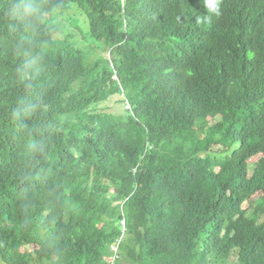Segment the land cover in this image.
Returning <instances> with one entry per match:
<instances>
[{"label": "trees", "instance_id": "16d2710c", "mask_svg": "<svg viewBox=\"0 0 264 264\" xmlns=\"http://www.w3.org/2000/svg\"><path fill=\"white\" fill-rule=\"evenodd\" d=\"M126 263L264 264V0H0V264Z\"/></svg>", "mask_w": 264, "mask_h": 264}, {"label": "rangeland", "instance_id": "374dc122", "mask_svg": "<svg viewBox=\"0 0 264 264\" xmlns=\"http://www.w3.org/2000/svg\"><path fill=\"white\" fill-rule=\"evenodd\" d=\"M71 17H74V18H78L79 19V21H82V18L80 17V15L78 14V12L77 11H75V10H72V12H71V15H70V18ZM71 21V20H70ZM60 24L62 25V26H64L65 27V30H66V33L68 34V35H72V36H75V37H77L78 38V40H80L81 41V39H82V35H81V32H80V30H79V28H77L75 25H72L71 23H69L66 19L63 21V22H60ZM81 24H83L82 22H81ZM77 48H80V49H85V48H90L91 49V51H93V48L94 47H85V44H79L78 43V46H77ZM96 55H92L89 59H90V62L93 60V57H95ZM115 78V77H114ZM118 99H122V100H125V95H120V96H118V97H115L111 102H108V104L107 105H105L106 106V108H107V110H112V111H119L122 107L124 108V109H126V103H119L118 102ZM131 107V106H130ZM203 125V124H202ZM201 125V126H202ZM205 153H210V151H207V152H205ZM258 157L259 156H257V157H255V158H253L252 160H250V162L253 164L254 162H255V160H257L258 159ZM217 169V168H216ZM251 206H250V204L249 203H245L244 204V209H246V210H248L249 208H250ZM122 224H124V223H122ZM126 264H129V263H126Z\"/></svg>", "mask_w": 264, "mask_h": 264}, {"label": "built area", "instance_id": "2783aa9c", "mask_svg": "<svg viewBox=\"0 0 264 264\" xmlns=\"http://www.w3.org/2000/svg\"><path fill=\"white\" fill-rule=\"evenodd\" d=\"M127 108L131 110V108H130V106H129V105H127Z\"/></svg>", "mask_w": 264, "mask_h": 264}, {"label": "clouds", "instance_id": "9594fccd", "mask_svg": "<svg viewBox=\"0 0 264 264\" xmlns=\"http://www.w3.org/2000/svg\"><path fill=\"white\" fill-rule=\"evenodd\" d=\"M212 3L214 4L215 3V0H212Z\"/></svg>", "mask_w": 264, "mask_h": 264}, {"label": "bare ground", "instance_id": "6f19581e", "mask_svg": "<svg viewBox=\"0 0 264 264\" xmlns=\"http://www.w3.org/2000/svg\"><path fill=\"white\" fill-rule=\"evenodd\" d=\"M126 109H128L127 106H126Z\"/></svg>", "mask_w": 264, "mask_h": 264}]
</instances>
